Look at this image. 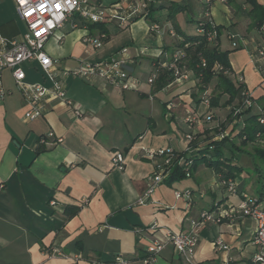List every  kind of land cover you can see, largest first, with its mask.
Wrapping results in <instances>:
<instances>
[{"label": "crops", "instance_id": "crops-1", "mask_svg": "<svg viewBox=\"0 0 264 264\" xmlns=\"http://www.w3.org/2000/svg\"><path fill=\"white\" fill-rule=\"evenodd\" d=\"M186 1L189 4L190 0ZM256 1L264 7V0ZM201 7L198 0L193 20ZM249 10L244 0H213L210 5L217 43L228 51L232 78L241 81L256 100L252 112L264 118V100L260 98L264 95V71L258 69L256 55L258 48H264V32L250 25ZM158 20L159 33L151 31L144 18L121 26L115 20L103 21L108 37L94 49L82 42L83 36L103 33L76 13L60 28L61 40L50 37L45 42V51L55 61L53 72L82 110L81 116L63 101L46 96L42 115L25 118L27 106L10 70L1 71L6 94L0 101V264H188L167 242L166 229L185 231L200 211L238 204L239 195L227 193L213 169L199 161L191 176L160 183L145 195L153 164L144 156V149L169 145L183 149V134L190 131L187 116L199 117V124L192 129L199 147L219 138L215 132L222 123L224 133L239 143L235 136L238 128L227 123L229 106L209 107L204 99L213 84L202 89L190 70L186 80L161 89L147 82L156 63L170 64L182 41L170 21ZM193 24V31L180 28L193 33L195 21ZM24 29L12 0H0L2 35L11 38ZM123 33L125 38L112 45ZM124 47L136 89L121 90L100 78L61 74L80 60L99 61ZM20 67L25 82L52 85L36 61L23 62ZM226 98L223 95L221 102ZM206 115H211L209 121L204 120ZM49 131L61 141L41 144L42 149L36 151L39 138ZM115 152L124 157L121 168L112 160ZM235 161L243 169L235 177L238 189L257 198L264 210V177L254 169V159L242 153ZM259 167L264 169L260 163ZM185 190L190 191V199L177 197L176 192ZM67 208L76 209L68 218L64 214ZM254 230L249 218L206 224L198 232L194 261L248 264L257 250ZM216 239L228 248L218 249ZM152 243H163V247L149 254L147 247ZM148 257L151 260L144 263Z\"/></svg>", "mask_w": 264, "mask_h": 264}, {"label": "built area", "instance_id": "built-area-1", "mask_svg": "<svg viewBox=\"0 0 264 264\" xmlns=\"http://www.w3.org/2000/svg\"><path fill=\"white\" fill-rule=\"evenodd\" d=\"M154 1L167 0H119L108 7L94 8L88 5L87 0H12L25 29L23 33L11 38L3 36L0 32V73L3 69L10 70L15 87L20 92L27 106L24 117L33 119L41 116L46 96L63 101L76 116L82 115V110L75 106L73 101L67 96L61 80L53 72L55 61L44 49V44L50 37L61 40L58 32L69 17L77 13L91 23L115 20L121 26L132 22L134 18H144L148 4ZM220 1L226 3V0ZM212 2L213 0H201V4L205 6L202 18L210 25L213 24L210 15V5ZM41 4L44 5V8L40 7ZM149 29L156 33L160 32V26L156 23H152ZM260 30L264 32V21L261 23ZM198 31H202V22L198 24ZM169 32L170 34H174L171 29ZM216 35V30L213 29L209 32L208 39L213 40ZM102 36L86 34L83 36L82 42L97 49L102 44ZM182 55V51L176 49L172 54L169 64V67L173 69L176 82H181L188 78V70L178 66V61H180ZM256 55L259 61L258 69L263 72L264 48H258ZM29 61H36L46 76L51 79L52 85L50 87H46L40 83H27L24 81L25 74L20 64ZM127 61V48L124 47L111 56L99 61L89 62L80 60L75 67L71 69L64 68L61 74L62 76L72 74L85 79L100 78L121 90H133L136 89V86L128 72ZM214 69L221 70V67L215 64ZM155 77L156 68L147 78V82L152 84ZM5 94L6 90L0 79V101L4 98ZM242 94L244 95L243 107L250 106V95L246 88ZM210 119L211 115H206L204 118L205 121H209ZM185 121L190 131L183 134L185 147L179 150L187 151L188 155L185 158L178 159L176 163L191 168L193 157L197 154L196 148L190 145L195 140L192 129L199 124L200 120L199 117L189 115ZM49 138H51L50 141H48ZM60 141L61 138L54 136L52 131L47 132L46 135L41 136L38 140L40 144H55ZM174 155L175 148L170 145L144 149V156L153 164V169L149 176L151 184L145 195L151 194L156 185L164 182L174 165ZM112 160L117 167L121 168L124 157L121 153L115 152ZM218 182L227 193L239 195L238 204L228 207L214 205L211 209L200 211L196 218L190 220L189 227L185 231L166 229L167 242L172 244L175 253L186 263L196 264L193 255L198 244V232L202 227L208 223L219 224L225 220L236 221L249 218L255 224L253 242L257 246V250L252 255L248 264H264V210L259 207L258 199L246 191L239 190L235 178H220ZM176 195L177 197L184 196L190 199L189 190L178 191ZM214 245L218 249L228 248L220 239H216ZM162 247L163 243H152L147 247V252L149 254H156ZM150 260L151 257H148L143 262L149 263Z\"/></svg>", "mask_w": 264, "mask_h": 264}, {"label": "trees", "instance_id": "trees-1", "mask_svg": "<svg viewBox=\"0 0 264 264\" xmlns=\"http://www.w3.org/2000/svg\"><path fill=\"white\" fill-rule=\"evenodd\" d=\"M231 1L233 0H226V3H230ZM244 3L250 6V10L246 12L251 19L250 25L260 30L261 23L264 21V7L256 0H244ZM201 8L202 10L198 17L194 20L191 17L189 20V22L195 21V31L193 33L183 31L176 19L178 13L188 9V1L186 0L182 2H171L167 0L149 3L145 11L144 19L150 25L152 23L159 25V20L154 18L152 13L167 10L166 20L171 22L174 31L182 38V41L177 46V49H180L183 53L180 61H178V66L190 70L197 85L201 86L202 89L206 90L210 84H213L211 91L204 94V99L209 107L229 106L227 123H234V127L238 128L235 136L239 139V143H233L229 134L224 133L225 125L223 123L216 128L215 133L219 138L209 141L205 146L199 147L195 137V140L190 144L197 151V154L193 157L192 167L187 168L183 164L176 163L178 159L185 158L188 153L187 151L175 148V155L173 156L174 165L169 175L165 178L164 183L171 184L191 176L193 167L197 161L203 162L206 166L213 169L218 179L235 178L238 173L243 171L241 166L235 161L242 153H247L252 156L255 162L254 169L264 177V169L259 167V163L264 166V118L262 114L252 112V107L256 100L251 96V105L243 107L244 95L242 92L245 87L241 81L232 78V71L228 61V51L219 48L217 43V27L203 20L202 12L205 6L202 5ZM136 19L138 18H134L133 21ZM201 22L202 31L199 32L198 24ZM92 25L96 26L103 33L101 41L107 39V29L105 28L104 22H97ZM213 29L216 30L217 35L213 40H209L208 34ZM215 64H218L221 70H215ZM155 68L156 77L152 82L154 88L161 89L175 81L173 69L169 67V64L162 66L156 63ZM223 95H226L227 98L221 102ZM260 98L264 100V95ZM248 144H252L250 149H246L245 147ZM41 146L40 144L36 151L41 150ZM225 150L227 154L224 153ZM261 190L262 188L258 192H261ZM75 211V208H67L64 211L65 217H70Z\"/></svg>", "mask_w": 264, "mask_h": 264}, {"label": "rangeland", "instance_id": "rangeland-1", "mask_svg": "<svg viewBox=\"0 0 264 264\" xmlns=\"http://www.w3.org/2000/svg\"><path fill=\"white\" fill-rule=\"evenodd\" d=\"M87 1H88V5L94 8V7H108L112 3H115L119 0H87ZM197 12H198V0H190L189 4H188V9L185 12H181V13H178L176 15V19H177L179 26L182 29H185L186 31H193V29H194L193 25L194 24L192 21L189 22V20H190L192 14L195 16L197 14ZM166 14H167V10H160V11L153 12L152 16L154 18L165 21L166 20ZM187 19H188V21H187ZM125 34L126 33H123V35L118 34L119 36H117L114 39L112 45L120 43V41L123 38H125V36H126ZM210 91H211V88H210ZM210 91H208V93ZM245 171L252 173V171H250V170H245ZM247 189L251 190V186H247Z\"/></svg>", "mask_w": 264, "mask_h": 264}, {"label": "snow or ice", "instance_id": "snow-or-ice-1", "mask_svg": "<svg viewBox=\"0 0 264 264\" xmlns=\"http://www.w3.org/2000/svg\"><path fill=\"white\" fill-rule=\"evenodd\" d=\"M40 7H41V8H44V5H43V4H41V5H40ZM57 7H59V5H57Z\"/></svg>", "mask_w": 264, "mask_h": 264}]
</instances>
